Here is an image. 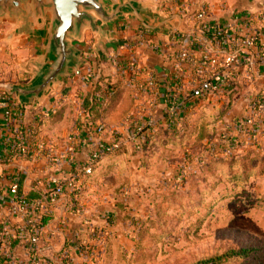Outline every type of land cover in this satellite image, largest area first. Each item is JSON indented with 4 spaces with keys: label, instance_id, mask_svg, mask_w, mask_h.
Returning <instances> with one entry per match:
<instances>
[{
    "label": "rangeland",
    "instance_id": "obj_1",
    "mask_svg": "<svg viewBox=\"0 0 264 264\" xmlns=\"http://www.w3.org/2000/svg\"><path fill=\"white\" fill-rule=\"evenodd\" d=\"M8 28L3 24L0 31ZM12 51L0 58V83L19 75L16 63L23 58L17 48ZM233 92L228 87L174 124H158L137 145L95 167L88 198L119 217L115 229L126 238L121 248L130 251L120 264H205L218 258L216 264H264V123L257 143L250 129L239 130L250 95ZM123 115L119 110L111 122ZM67 130L63 125L51 132L56 137ZM101 233L108 243L110 232ZM229 252L239 254L224 259Z\"/></svg>",
    "mask_w": 264,
    "mask_h": 264
},
{
    "label": "crops",
    "instance_id": "obj_2",
    "mask_svg": "<svg viewBox=\"0 0 264 264\" xmlns=\"http://www.w3.org/2000/svg\"><path fill=\"white\" fill-rule=\"evenodd\" d=\"M152 1L158 5L159 13L163 19H169L173 16L182 17L181 23L174 22V29L170 34L169 41L155 32L145 29L138 20L132 17L109 25V39L98 41L92 33H86L84 42L75 44L83 52V59L89 63L82 69L81 75L72 74L68 78H64L62 86L51 93L40 107L36 109L34 105L25 107L26 110L22 117L24 125L40 127L36 123V118L40 117V122L43 123L41 136L58 153L66 154L70 147L69 137L75 136L77 138L78 145H76L74 152V166H70L68 163L59 166L49 165L42 157L30 161L17 158L7 163L11 133L9 128L4 125L3 109L5 106L0 103V240H4L5 236V243L0 242V264H6L5 262L1 263V261L6 259L7 254H12L20 264L31 263L30 249L24 245L25 241L31 238L27 221L24 217L11 211L9 192L11 180L14 177L20 180L19 193L24 198L39 200L58 183H63L71 178L75 172V167L81 165L86 156L97 148L93 145L97 126L101 124L106 126L107 133L103 136V140L107 144L117 138H124L130 125L138 123L144 114L149 113L146 100L139 96L137 90L138 86L146 80V77H142L143 80L139 79L135 87L127 86V77L112 64V58L118 59L119 62L126 60L130 57L129 47L137 44L135 48L139 55L138 61L144 68L151 70L162 87L164 85V90L163 88L160 89L164 94H161L158 101L164 103V98L168 93L165 82L168 80L166 75L170 71V66L164 56L168 51L177 52L180 48L179 42L182 40L186 41L193 50H197L199 30L203 25V22L198 19L201 10L206 12L204 22L219 23L230 29L244 26L243 21L239 19V17L244 16L248 24L257 27L263 26L264 0H183L184 8L181 11L163 5L162 0ZM141 2H148V0ZM142 29L146 31L145 37L148 39L150 48L140 45L139 39ZM9 30L11 29L8 28L3 33L0 31V58L1 56L9 57V50L13 52L12 49L17 48L20 50L18 56L23 59L16 63L19 75H15L9 82L0 83V95L6 94L5 87L9 84H26L29 82L30 75L23 71L21 66L38 55L44 41L43 33L38 32L21 43L9 44L4 41ZM121 42L122 45H120ZM248 68L249 66L244 62L232 75L231 79L236 84V96L240 95L241 97L245 94L250 96L264 95L262 69L258 67L250 73ZM89 71H92L90 72L92 78L87 80L86 74H89ZM249 75L253 77V81L248 79ZM109 82L117 85L116 92L119 93V97L114 103H103L102 109L106 112L102 114V117L92 122L84 109V102L92 91H95L97 84L106 86ZM111 96L113 95L111 94ZM11 102L15 108L19 106L12 97ZM164 106L161 104L160 109L156 112L155 118L158 124L165 121ZM62 109V119L53 122L51 118ZM119 110H122L124 115L114 124L111 122L112 115L118 113ZM188 111L190 110L186 112ZM70 113L73 114V119H69ZM93 118H95L94 115ZM63 125L68 128L66 133L57 134L56 137H53L51 131L55 127ZM81 180L83 183L81 194V202L84 207L83 214L77 215L71 212L72 200L68 191L60 202L48 204L43 211L41 240L37 245L38 256L47 264H118L117 258L121 255L126 256L130 252L121 248L122 242L126 238L122 239L124 233L120 235L115 229L114 219L116 218L118 224L120 223L119 217H115L112 210L98 209L96 205H93V200L88 198L90 192L93 193V174L81 176ZM3 198L7 200L3 202ZM105 226L110 229H103L106 228ZM100 231L110 232L111 245L109 248L105 241L100 240L102 237ZM17 240L21 242H15ZM92 251L94 253H91Z\"/></svg>",
    "mask_w": 264,
    "mask_h": 264
},
{
    "label": "built area",
    "instance_id": "obj_3",
    "mask_svg": "<svg viewBox=\"0 0 264 264\" xmlns=\"http://www.w3.org/2000/svg\"><path fill=\"white\" fill-rule=\"evenodd\" d=\"M162 4L178 11L184 8L183 0H162ZM205 16L206 12L201 10L198 19L203 22V25L199 30L197 50H193L186 41L182 40L179 42L180 48L177 52L168 51L164 56L170 66V71L166 75L168 80L165 81L168 93L164 98V103L158 102L161 94H164L160 90L162 88L164 90V85L162 87L151 70L144 68L138 61L139 55L135 48L137 44L129 47L130 57L126 60L119 62L118 59L112 58V64L127 77V86L135 87L139 79L143 80L142 77H146V80L138 86L137 90L139 96L146 100L149 113L144 114L138 123L131 124L124 138H117L113 142L105 144L103 136L106 135L107 128L103 124L97 126L96 137L93 140V145L97 148L86 156L81 165L75 167V172L71 178L63 183H58L39 200H28L21 197L19 194L20 180L16 177L11 180L9 187L11 211L26 219L31 233L30 264H47L38 256L37 251L43 228L44 208L50 203L60 202L68 191L72 200L71 212L77 215L83 214L84 208L80 201L83 192L81 176H91L95 167L104 159L120 150L137 145L139 139L154 130L158 126L155 115L161 104L165 105L163 124H174L187 110H193L196 107L204 108L213 101L214 97L223 93L229 87V82L233 80L231 79L232 75L244 62L249 66L248 72L251 73L260 67L264 77V16L262 18L263 26L259 27L248 24L245 16L239 17L244 26H237L234 29L219 23L204 22ZM145 34V29H142L139 39L140 45L150 48ZM91 78L92 75H86L87 80ZM248 79L253 81L251 75ZM245 101L246 113L237 122V127L241 131L250 129L248 130L250 138L257 143L259 142L257 134L264 121V95L249 96ZM0 103L12 107L6 109L3 114V122L10 130L12 141L8 150L7 163L14 160V157L29 161L42 157L49 165L59 166L66 163L70 166L75 165L74 152L76 145H78L75 136L68 139L70 144L68 152L60 154L54 147L48 145L47 141L37 132L25 129L21 112L15 108L6 94L0 95ZM6 200V198L2 199L3 202ZM101 240L106 241L103 238ZM0 242L5 243V236L4 240H0ZM86 247L89 248V246ZM6 258L13 260L10 254H7ZM15 264L20 263L16 262Z\"/></svg>",
    "mask_w": 264,
    "mask_h": 264
},
{
    "label": "water",
    "instance_id": "obj_4",
    "mask_svg": "<svg viewBox=\"0 0 264 264\" xmlns=\"http://www.w3.org/2000/svg\"><path fill=\"white\" fill-rule=\"evenodd\" d=\"M132 17L169 41L174 22L163 19L153 1L137 0H0V25H11L4 41L21 43L38 32L44 35L38 55L21 66L30 75L26 84H9L5 92L22 107H40L70 75H81L89 63L76 43L90 31L98 41L109 39L108 26Z\"/></svg>",
    "mask_w": 264,
    "mask_h": 264
},
{
    "label": "trees",
    "instance_id": "obj_5",
    "mask_svg": "<svg viewBox=\"0 0 264 264\" xmlns=\"http://www.w3.org/2000/svg\"><path fill=\"white\" fill-rule=\"evenodd\" d=\"M120 45H122V42L120 43ZM89 72H92V71H89ZM116 86L117 85L115 83H112V82H109L106 86H101L100 84H97V87H96L95 91L94 92L92 91V93L86 98L83 106H84V109H85L86 113L89 115V118H91L92 122L93 121L95 122L98 118L102 117V114L103 113L106 112V110H103L102 109L103 103H105V102L114 103L118 99L119 93L116 92L117 91ZM235 86H236L235 82L231 80L229 82V88H234L235 89L236 88ZM111 93H114V94H112L113 96H111ZM233 93H234V96H235V94H237V92H233ZM9 98L11 99V97H9ZM4 106H5V108L3 109L4 111L6 109L12 108V107L7 106V105H4ZM17 108L21 112L22 117H23L26 108L25 107H22L20 105ZM93 115L95 116V118H93ZM62 116H63V109L57 115L53 116L51 118V120L53 122L59 121L60 119H62ZM36 119H37L36 123L39 124L40 127L27 126L26 125L25 126V129L27 131H35V132L38 133V135H41L42 134V128H41V126H42L43 123L40 122V117H38ZM11 143H12V141L10 142L9 146L11 145ZM14 158L17 159V157H14ZM20 196L23 197L21 194H20ZM30 235H31V233H30ZM15 242H21V241L17 240ZM30 244H31V238L30 239L28 238V240L25 241L24 245L26 247H28V249L31 250V245ZM106 245H107L108 248L111 245L109 238H108V243H106ZM237 254H239V253H237V252H229V253L225 254L223 258L224 259H227V258L229 259L230 257H232L234 255H237ZM10 255L13 258V260H8L6 258V259L2 260L1 263L5 262L6 264H15L17 261L14 259V257L12 256V254H10ZM119 260H120V258L118 257L117 258L118 264H120L119 263L120 262ZM220 260H221V258L211 259L209 261H206L205 264H207V263H209V264L210 263L216 264Z\"/></svg>",
    "mask_w": 264,
    "mask_h": 264
}]
</instances>
